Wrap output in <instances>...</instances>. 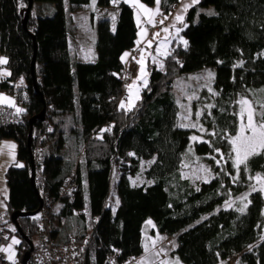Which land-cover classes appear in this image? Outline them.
Instances as JSON below:
<instances>
[{"label":"trees","instance_id":"obj_1","mask_svg":"<svg viewBox=\"0 0 264 264\" xmlns=\"http://www.w3.org/2000/svg\"><path fill=\"white\" fill-rule=\"evenodd\" d=\"M91 1L68 0L70 13ZM28 2L0 0V51L10 70L0 90L13 92L18 80L26 83L25 93L16 95L22 111L0 105V141L18 146L17 162L5 175L8 215L36 212L38 194L57 196L64 180L76 173L79 190L63 204L69 213L81 211L82 229L66 230V240L70 233L81 237L78 264H108L115 250L123 261L144 257L143 229L150 220L159 234L176 236L172 255L182 264H226L234 254H242L240 264H264V196L251 191L254 178H264V147L237 167L231 142L240 127L241 101L264 95V0H201L189 9L178 26L184 41H173L162 67L149 66L148 87L131 110L120 102L123 56L138 45L133 8L124 1L96 0L101 7L118 5L120 13L114 30L108 19L97 22V58L81 62L71 53L65 0H33L25 29ZM180 2L160 0L161 14L170 19ZM35 3H42V14H34ZM205 69L215 70V95L203 91L193 103L206 107L200 121L207 131L205 140L195 143L194 155L210 165L214 178L196 187L179 172L194 131L180 125L172 90L177 79ZM44 109L45 120L34 123L29 149V121ZM66 116L72 117L69 127ZM144 160H154L145 171L150 183L135 185L132 178ZM111 188L119 198L115 211ZM245 195L244 208L239 202L227 207ZM35 224L34 218L19 219L32 241ZM28 250L23 242L19 253Z\"/></svg>","mask_w":264,"mask_h":264},{"label":"rangeland","instance_id":"obj_2","mask_svg":"<svg viewBox=\"0 0 264 264\" xmlns=\"http://www.w3.org/2000/svg\"><path fill=\"white\" fill-rule=\"evenodd\" d=\"M128 1L130 2L131 0ZM136 1L140 2V0H136ZM155 4L153 6H156ZM41 5L42 3H35L33 9L35 15L42 14L40 9ZM153 6H148V7H153ZM65 7L67 12V20H66L67 24L69 25L72 20L74 21L75 19H77V26L79 29L78 34L81 35L83 34L86 37V40L89 43L90 47L91 46L96 47L97 17L94 16L95 8H96V0H92L89 5L79 8L77 10L78 14L73 19L70 16L68 0H65ZM112 7L119 8L118 5H114ZM46 12H47V8L45 9V13ZM138 25L141 28L142 25L141 24ZM170 26L171 24H168L166 28L167 31H165L164 29L161 33L162 35L159 33L155 34V38L151 40L148 44L145 45L146 42L141 43V45L144 46L141 49V57L138 61L135 72L132 74L131 78L129 79V82L125 86V96L121 102L124 105L123 106L124 109L131 110L135 106H137L138 103L142 100V92L144 89L148 87L149 66L155 65L159 68L162 67L163 60L169 54L173 41L175 39L178 42L184 41V39L180 35L181 32L180 28H173V35H170L172 31ZM70 45L72 47V42H70ZM2 59L6 60L4 57ZM214 76H215L214 69H205L199 72L191 73L177 79L174 83L172 90V93L176 98L180 111L179 113L180 125L183 128L192 129L194 131L193 137H196V139H193V137L191 139V144L187 150L189 153L187 154L184 163L181 165L179 172L183 179L190 180L196 187H198L202 183L210 182L214 178V174L209 164L200 162L199 158H197L194 155L195 143L204 141L205 140L204 134H206L207 131L202 126L200 121L201 116L204 113L206 107L203 105L194 108L193 103L199 101L202 98L203 91H206L211 96L215 95V92L213 90ZM8 77H10V70L7 68L6 63H0V83L3 80H6ZM257 97L258 100L256 101H253L248 98L243 99L241 101L240 127L235 137H237L240 134L241 126L247 125L248 113L250 110L253 113V121L255 124L258 125L264 122L262 120L264 114V95L261 96L260 94V96ZM243 101H247L248 103L247 104L242 103ZM204 103L207 107L210 105L209 100H206V102ZM0 105L4 107L12 108L15 111H18V109L23 110L22 105L17 101L16 95L9 91L0 90ZM250 135L251 132L246 129L244 136L247 137ZM1 142H11V141L1 140L0 144H4ZM242 143H243L242 141H238L237 145L232 144L233 149L234 147H237ZM247 144L250 145L248 151H253V149H255L253 154L259 152L262 149V147H260L259 136H257V138L253 141H248ZM234 154H235V163H236L237 154L235 151ZM11 157L14 158L13 162H17V150H15V152L12 151L11 153L9 151V148L0 147V221H5L9 211V207H8L9 188L6 183L5 175L8 169L7 163L11 159ZM243 157H244V151L242 150L240 158ZM153 161L154 160H144L141 162L140 173L136 177L132 178L133 184L147 185L150 183L145 177V171L153 163ZM240 165L241 164H239V166ZM257 177H260V179L258 180ZM254 190H260L264 196V178H262L261 176H256L254 178V185L251 191ZM84 194H85V200L87 202L88 194L86 190H84ZM115 195L116 194L114 190H112L110 194L109 203L113 207L115 206V204H113V201L117 200L116 197H114ZM236 202H239L240 205L244 208L248 203L247 196L245 195L240 199H232L227 204V207L234 206ZM86 211L88 210L86 209ZM86 213L88 215V212ZM152 226H153V221L150 220L144 226L143 229V246L145 248V256L143 257L142 262L144 264H157V263L182 264L176 257L172 255L170 249H165L164 251H162L163 253L166 254V259L160 260V254L157 253L155 246L162 241L164 236L159 234L157 231L152 230ZM88 227H89L88 230L91 231L90 224ZM2 252L7 256V259L12 262L18 258L19 248L15 246L12 242L8 241L3 245Z\"/></svg>","mask_w":264,"mask_h":264},{"label":"built area","instance_id":"obj_3","mask_svg":"<svg viewBox=\"0 0 264 264\" xmlns=\"http://www.w3.org/2000/svg\"><path fill=\"white\" fill-rule=\"evenodd\" d=\"M117 2L120 0H116ZM174 10L172 11L173 14ZM169 19H166L162 14L156 16L153 24H149L144 18L142 22L147 24L149 28L154 32H159L163 28L168 26ZM141 57V47L137 46L129 51V56L124 60V67L121 72V80L127 85L132 75L133 68L138 64ZM3 56L0 51V59ZM14 91L11 92L15 95L18 93L24 94L26 90V83L24 80H18L14 87ZM12 109V108H11ZM13 112H16L12 109ZM36 156L39 157L40 151L36 152ZM118 172V170H117ZM79 190V184L77 182V175L73 173L71 177L64 180L57 196H42V204L39 212L31 218H34L37 230L33 241V250L30 254L27 264H78L80 252L82 247L80 245L81 237L78 234L70 233L65 243H58L55 240L53 219L55 216L56 208L64 202H71L75 199ZM112 188L110 189V193ZM77 214H81V211H75ZM63 221H66L63 218ZM14 236V237H12ZM91 237L88 238V242ZM12 242L18 248L21 247L23 240L18 235L16 227L12 224L10 215L6 216L5 221H0V264H22V258L25 252H20L18 258L15 261H9L7 256L2 252V247L6 242ZM15 241H18L16 243ZM177 247L176 236H164L162 241L155 246L157 253L160 254V260L166 259V254L163 253L165 249L174 251ZM242 254H234L227 258V264H238ZM145 256V255H144ZM143 257H131L126 260H121V253L118 250L108 258V264H144L142 262ZM240 264V263H239Z\"/></svg>","mask_w":264,"mask_h":264},{"label":"crops","instance_id":"obj_4","mask_svg":"<svg viewBox=\"0 0 264 264\" xmlns=\"http://www.w3.org/2000/svg\"><path fill=\"white\" fill-rule=\"evenodd\" d=\"M120 1H124V0H120ZM200 1L201 0H181L180 4L174 9L173 14H171V17L168 20L169 21L168 24H171L170 27L172 29L170 35H173V28H178V26L184 22L186 14L189 11V9L198 5L200 3ZM124 2H126L128 5H130L133 8L135 21H136L137 25L138 24L142 25L141 28L138 25L139 28H138V39H137V43H138L137 46H140L142 49L144 47L143 45H141L142 42L143 43L146 42L145 45L148 44L151 40H153L155 38V34H157V33L161 34L162 31L167 28V27L163 28L159 32H156V31L153 32L151 30V28H149L147 26V24H144L142 22V19L144 18L145 20H147V22H149V24H153L156 16L161 15L160 0H159V3H157V0H156V4H155L156 6H153V7H148L147 5L143 4L141 1L137 2L136 0H131L130 2L128 0H126ZM140 4L144 5V8H140L139 7ZM145 9H147L148 11H145ZM119 13H120L119 8H114L112 6L111 7H101V6H98L97 2H96V8H95L94 16L97 17V22L100 20H103V19L110 20L112 30L115 29ZM77 14H78L77 11H75L74 13H70V16L73 19ZM177 16H181L182 20H177L176 19ZM73 26H74V28H73ZM78 31H79V29L77 26V19H75L74 21L72 20L70 22V24L68 25L69 44H70V42H72V47L70 45L72 55H74L76 57V59L78 61H81V62H93V61H95V59L97 58L96 47L95 46L90 47L89 43L86 40V37L83 34L82 35L78 34ZM170 50H171V48H170ZM169 53H170V51H169ZM128 56H129V51H127L124 54V56H123L124 60L126 58H128ZM121 102H120V105H122ZM66 118H67V124L66 125L69 127V126H71L70 123H71L72 117L66 116ZM4 141H11V142H1L4 144H0V147L9 148V151L11 153H12V151L15 152V150H17L18 146L14 140H4ZM13 159H14L13 157H11L10 160L7 159V160H9L7 163V167H9L13 163H15V162H13ZM19 166H23V164L20 163ZM114 197H116L117 200L113 201V204H115L114 207L112 206L113 211H115L117 206L119 205L118 196L115 195ZM65 217L67 218L66 222H64L62 220V218H65ZM148 222L149 221H147L146 224ZM83 225L84 224H83L82 216L78 215L75 211L69 213L64 204H61L56 208L55 216L53 219V228H54V236H55L56 241L58 243L62 244L65 242L67 229L68 230L73 229V230L79 231L82 229ZM152 230L156 231L154 225L152 226Z\"/></svg>","mask_w":264,"mask_h":264},{"label":"water","instance_id":"obj_5","mask_svg":"<svg viewBox=\"0 0 264 264\" xmlns=\"http://www.w3.org/2000/svg\"><path fill=\"white\" fill-rule=\"evenodd\" d=\"M28 6L26 8V12H25V16L23 19V26L25 29H27V22L33 7V0H28ZM34 57L31 63V75L34 81V71H35V63H36V44L34 47ZM45 120V109L37 116H34L30 121V131H29V135H28V147L29 149H31V144L33 142V140L35 139V137L33 136V125L36 121H44ZM30 155H31V182L33 184V186L35 187V175H36V164H35V158L33 153L30 150ZM39 196V200H40V207L42 204V198L41 195L38 194ZM40 209V208H39ZM39 212V210H37L36 212L33 213H26V212H13L10 215V219L12 224L16 227L18 235L20 236V238L23 240V242H25L28 246H29V250L25 252V254L23 255L22 258V264H27L30 254L33 250V241L31 239H29L22 231L20 225H19V219L20 218H31L34 217L37 213Z\"/></svg>","mask_w":264,"mask_h":264},{"label":"snow or ice","instance_id":"obj_6","mask_svg":"<svg viewBox=\"0 0 264 264\" xmlns=\"http://www.w3.org/2000/svg\"><path fill=\"white\" fill-rule=\"evenodd\" d=\"M113 2H115V0H113ZM157 3H159V0H157ZM140 8H144V5L140 4L139 5ZM145 11H148L147 9H145ZM177 20H182L181 16H177L176 17ZM165 31H167V29H165ZM187 42H185L186 44ZM7 61L4 59H0V63H6ZM211 75V74H210ZM242 103L247 104V101H243ZM124 105L122 104L121 107H123ZM18 111H22L21 109H18ZM249 130L251 132L250 136H244L245 131ZM257 136H259L260 138V147H264V122L260 123V124H255L253 121V113L250 110L248 113V122L247 125H242L240 128V134L235 137L231 142L233 145H237L238 141H242L243 143L237 147H234V151L237 154V162H236V166L239 167V164L242 163H246V160L248 158L249 155L253 154V152L255 151V149H253V151H248V148L250 147V145L247 144L248 141H253L257 138ZM193 139H196V137H193ZM14 147V146H13ZM244 151V157L240 158L241 156V151ZM257 179L259 180L260 177H257ZM242 210V209H241ZM16 243H18V241H15Z\"/></svg>","mask_w":264,"mask_h":264}]
</instances>
